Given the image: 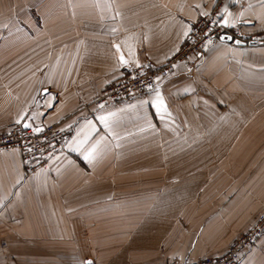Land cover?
<instances>
[{
    "label": "crops",
    "instance_id": "1",
    "mask_svg": "<svg viewBox=\"0 0 264 264\" xmlns=\"http://www.w3.org/2000/svg\"><path fill=\"white\" fill-rule=\"evenodd\" d=\"M222 1L228 26L264 33V0ZM215 2L0 0V132L73 129L32 174L0 151V264L187 261L222 254L255 224L264 43L223 38L144 96L93 103L128 70L164 64ZM242 262L264 264V233Z\"/></svg>",
    "mask_w": 264,
    "mask_h": 264
},
{
    "label": "built area",
    "instance_id": "2",
    "mask_svg": "<svg viewBox=\"0 0 264 264\" xmlns=\"http://www.w3.org/2000/svg\"><path fill=\"white\" fill-rule=\"evenodd\" d=\"M223 5L222 0H216L213 8L207 13L208 15L198 16L192 22L190 31L180 49L164 64L160 66L142 65L128 70L120 78L99 89L93 103L101 106L135 96H144L158 81L170 77L178 65L196 66L206 49L223 38L232 45H236L237 41H243L246 44L264 43V33L248 38L241 26L225 25ZM72 132V128L63 127L58 122L28 127L18 124L0 132V151H18L26 173L32 174L45 167L62 150L64 142ZM263 233L264 211L255 224L240 233L222 254L187 261L173 257L167 264H243L242 253L252 246Z\"/></svg>",
    "mask_w": 264,
    "mask_h": 264
},
{
    "label": "snow or ice",
    "instance_id": "3",
    "mask_svg": "<svg viewBox=\"0 0 264 264\" xmlns=\"http://www.w3.org/2000/svg\"><path fill=\"white\" fill-rule=\"evenodd\" d=\"M203 15H208V14H207V13H203ZM223 23H224L225 25H227V24H228L227 19H225V20L223 21ZM121 60L123 61V57H122V56H121ZM100 119H101V120H104L105 117L101 116ZM25 127H28V125L26 124ZM36 131H40V129H36ZM86 158H87V157H86Z\"/></svg>",
    "mask_w": 264,
    "mask_h": 264
},
{
    "label": "water",
    "instance_id": "4",
    "mask_svg": "<svg viewBox=\"0 0 264 264\" xmlns=\"http://www.w3.org/2000/svg\"><path fill=\"white\" fill-rule=\"evenodd\" d=\"M237 44H238V45H244V44H246V43L243 42V41H237Z\"/></svg>",
    "mask_w": 264,
    "mask_h": 264
}]
</instances>
